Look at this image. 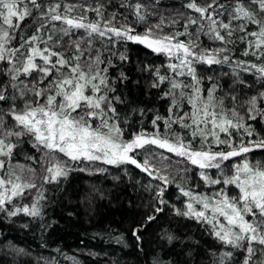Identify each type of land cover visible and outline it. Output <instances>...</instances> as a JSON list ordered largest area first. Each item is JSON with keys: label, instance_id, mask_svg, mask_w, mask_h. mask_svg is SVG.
Here are the masks:
<instances>
[{"label": "snow or ice", "instance_id": "6c2138e0", "mask_svg": "<svg viewBox=\"0 0 264 264\" xmlns=\"http://www.w3.org/2000/svg\"><path fill=\"white\" fill-rule=\"evenodd\" d=\"M132 45L159 63L137 60L133 72ZM257 154L264 0H0V229L25 217L22 228L43 234L55 223L48 193L70 173L133 166L153 203L130 229L140 252L143 233L169 213L217 245L169 223L142 264H264Z\"/></svg>", "mask_w": 264, "mask_h": 264}, {"label": "trees", "instance_id": "16d2710c", "mask_svg": "<svg viewBox=\"0 0 264 264\" xmlns=\"http://www.w3.org/2000/svg\"><path fill=\"white\" fill-rule=\"evenodd\" d=\"M131 47L129 55L133 63L129 67L133 72L137 60L153 59L159 63L160 58L149 55L142 46ZM133 95L144 103H151L150 98L142 95L136 87H133ZM262 158L260 154L255 156V160ZM116 176L120 179H114ZM147 179L133 166H127V175L111 167L106 175H90L78 171L70 173L68 179L62 181L59 191L48 193L50 197H55L48 209V218L55 221L52 228L41 234L39 230L34 232L31 227L26 230L20 226L27 219L25 217L14 223L5 221L0 229V239L4 236L8 239L0 244V264H36L37 260L43 264L45 259L53 256L59 264H73L74 259L79 264H104L105 261L107 264H142L145 260L143 253L157 251L155 241L158 230L169 223L180 228L190 241H201L205 249L217 246L213 239L199 230L195 222L180 220L177 223L176 218L169 213L143 233V252H140L130 235V229L132 225L142 223L152 212L151 194L143 191L140 186ZM175 192L174 187L170 189V199H175ZM70 212L74 214L70 216ZM117 235L123 237L119 245L115 244ZM10 247H22L28 254L16 256L9 250ZM56 249L60 252L57 253ZM89 251L99 255L93 259L87 255Z\"/></svg>", "mask_w": 264, "mask_h": 264}]
</instances>
